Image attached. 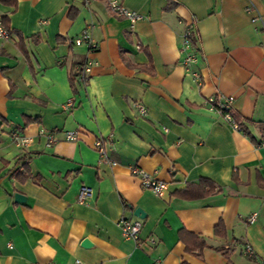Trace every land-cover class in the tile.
Wrapping results in <instances>:
<instances>
[{
	"label": "crops",
	"instance_id": "crops-1",
	"mask_svg": "<svg viewBox=\"0 0 264 264\" xmlns=\"http://www.w3.org/2000/svg\"><path fill=\"white\" fill-rule=\"evenodd\" d=\"M121 1L142 19L112 14L105 0L0 4L11 34L0 41V264H263L264 0ZM190 22L200 85L180 63ZM84 29L93 53L72 44ZM86 56L97 62L87 80H71ZM210 97H232L244 131L209 110ZM42 130L55 135L50 146ZM67 130L79 139H64ZM97 136L111 137L115 165L98 162ZM28 154L21 181L13 172ZM132 167L166 182L165 194L142 188ZM201 179L213 194L179 193ZM82 186L92 191L88 203L76 202ZM121 218L141 222L135 239L123 235ZM246 243L251 257L241 252Z\"/></svg>",
	"mask_w": 264,
	"mask_h": 264
},
{
	"label": "built area",
	"instance_id": "built-area-1",
	"mask_svg": "<svg viewBox=\"0 0 264 264\" xmlns=\"http://www.w3.org/2000/svg\"><path fill=\"white\" fill-rule=\"evenodd\" d=\"M90 0H84L87 4ZM107 8L109 11L118 16L128 19L131 22L138 21L142 19V15L138 12L127 8L121 0H105ZM252 21L261 22V16L257 14V16L252 18ZM264 31V28L262 27ZM11 37L9 29L5 26L3 22V14L0 10V41L7 40ZM199 34L195 24L193 22L187 23L181 37V46H180V54L181 60L180 63L184 67L185 71L190 73L194 80L198 85L201 84V77L199 73L193 69L195 64L197 63V55L195 49V43L198 40ZM72 44L76 46H80L82 44L87 46V52L93 53L97 49V42L91 35V32L88 29H84L78 36L72 39ZM137 49H140V45H136ZM96 60L92 57L86 56L83 62L76 67L77 78L81 82H85L91 72L92 67L96 64ZM232 97L221 98L218 99L216 97H210L206 100V106L209 110L215 111L219 117L230 125L233 129L240 130V125L237 121L234 120L230 111L232 110ZM72 102H67L65 104L66 107H71ZM133 107L138 111L141 115H146L147 111L145 106L141 102H134ZM41 135L45 136L46 145L50 146L55 140V135L51 132H44L43 130L40 132ZM64 139L68 141H77L79 139V134L77 130H67L63 132ZM11 139L16 142L20 147H27L31 143V138L25 135H21L17 132L11 133ZM111 144V137H102L97 136L92 142V149L98 155V162L106 165H115L116 162L109 156L108 153V145ZM259 146H264V138L261 140ZM131 174L133 176H137L139 178V182L142 188L150 190L155 196L161 197L167 191V183L158 179L153 174L145 172L143 169L139 167H132ZM92 196V191L89 187L82 186L79 189V192L76 196V202L78 203H88ZM255 212L251 213L247 217L248 223H253L255 220ZM118 224L121 228L123 235L127 238L135 239L137 234L141 228V222L139 220H131L127 218H121L118 221ZM242 254L245 256H253L254 251L250 244H244L242 250ZM41 264H56L54 262H46ZM74 264H84L79 259L74 260ZM264 264V263H263Z\"/></svg>",
	"mask_w": 264,
	"mask_h": 264
},
{
	"label": "trees",
	"instance_id": "trees-1",
	"mask_svg": "<svg viewBox=\"0 0 264 264\" xmlns=\"http://www.w3.org/2000/svg\"><path fill=\"white\" fill-rule=\"evenodd\" d=\"M0 4L3 5H15L16 4V0H0ZM3 22L5 24V26L8 28V19L3 16ZM10 31V29H9ZM35 40L37 41L38 39L36 37H33ZM19 42H22V39L19 40ZM25 50V49H23ZM24 53L26 54V56L28 57V52L24 51ZM77 76L76 72L73 73V77L71 76V80H73V78H75ZM232 117L234 118L235 121L238 122V124L240 125V130L244 131V127L243 124L240 120V118L238 117V115H236L232 110L230 111ZM261 129L264 133V125L261 126ZM261 141L257 142L258 144H260ZM31 158V155H25L21 158V163L19 168H17L14 172H13V176H15L16 178H18L19 180L23 181L25 180L27 177L30 176L29 173V168H28V162ZM215 192V186L214 184L208 180V179H201L198 183H190L186 186V188L182 189L179 193L185 197V198H202L205 197L207 195L213 194ZM205 245L204 240L200 241V248L203 247Z\"/></svg>",
	"mask_w": 264,
	"mask_h": 264
},
{
	"label": "water",
	"instance_id": "water-1",
	"mask_svg": "<svg viewBox=\"0 0 264 264\" xmlns=\"http://www.w3.org/2000/svg\"><path fill=\"white\" fill-rule=\"evenodd\" d=\"M23 200V196L19 193H16L14 195V201H17V202H21ZM134 215L138 218H143L144 215H143V212L142 210H140L139 208H136L135 211H134ZM155 233H157V231H155ZM83 245H89V242L88 240H84L83 241Z\"/></svg>",
	"mask_w": 264,
	"mask_h": 264
}]
</instances>
